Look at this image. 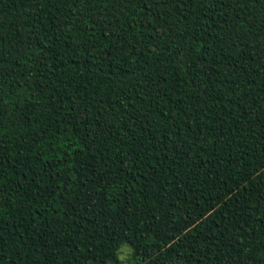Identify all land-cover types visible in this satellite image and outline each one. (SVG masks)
<instances>
[{"label":"trees","instance_id":"obj_1","mask_svg":"<svg viewBox=\"0 0 264 264\" xmlns=\"http://www.w3.org/2000/svg\"><path fill=\"white\" fill-rule=\"evenodd\" d=\"M0 264H264V0H0Z\"/></svg>","mask_w":264,"mask_h":264},{"label":"rangeland","instance_id":"obj_2","mask_svg":"<svg viewBox=\"0 0 264 264\" xmlns=\"http://www.w3.org/2000/svg\"><path fill=\"white\" fill-rule=\"evenodd\" d=\"M127 254H128V249L123 248V249H122V255H121V258H122V259H126V258H127Z\"/></svg>","mask_w":264,"mask_h":264}]
</instances>
